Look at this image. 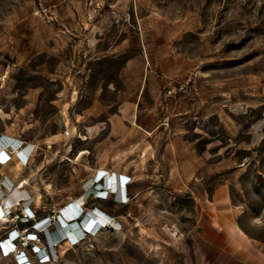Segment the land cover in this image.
<instances>
[{
  "label": "rangeland",
  "instance_id": "1",
  "mask_svg": "<svg viewBox=\"0 0 264 264\" xmlns=\"http://www.w3.org/2000/svg\"><path fill=\"white\" fill-rule=\"evenodd\" d=\"M3 133L37 145L11 180L43 166L26 187L38 218L83 194L96 168L136 180L128 204L87 202L119 230L61 256L63 241L49 264H202L197 182L209 200L225 186L237 224L264 244V0H0ZM0 264L15 261L0 252Z\"/></svg>",
  "mask_w": 264,
  "mask_h": 264
},
{
  "label": "built area",
  "instance_id": "2",
  "mask_svg": "<svg viewBox=\"0 0 264 264\" xmlns=\"http://www.w3.org/2000/svg\"><path fill=\"white\" fill-rule=\"evenodd\" d=\"M1 138L2 137H0V139ZM19 143L17 147V149H19L18 151H20L19 153H15L12 146L14 142L7 143L5 148H2L0 152V167L7 166L14 163V161L20 163L22 167L28 166L37 150V145L27 143L23 140ZM1 153H5L6 156H2ZM104 176L100 177L98 181ZM98 181L95 187L99 185L101 187V183ZM18 187H20L19 183L16 184L10 180L8 176L2 175L0 179V225L4 226L7 230L4 237L0 239V252L3 258L13 257L15 264H33L34 262L38 264H49L55 262V248L58 244L65 241L69 242L71 246H76L104 228V225L101 224L97 227L95 232H92L83 226L81 219V217H86L91 212L98 211L97 208L91 210L87 209L86 205L90 199L105 201L108 198V192L101 188L97 191L100 194L106 192L104 197L96 198V196L92 192L89 193L84 186V196H86L87 199H85L82 204L73 205V202H71L60 209L57 216L52 215L53 217L47 216L38 218L33 209L34 202L30 195H28L27 202L19 197L14 203L3 205V200L6 199L8 195H11ZM65 208L67 210L69 209L70 213H77L78 218H76L77 220L75 219V224L64 218L63 209ZM62 218H64L63 222L70 224L74 239L72 240L69 236H63L57 243H51L50 234L55 232L57 229V220L60 222L59 219L62 220ZM97 223L99 222H94L93 227H96ZM74 225H76V227H74ZM108 228L115 230V228Z\"/></svg>",
  "mask_w": 264,
  "mask_h": 264
},
{
  "label": "crops",
  "instance_id": "3",
  "mask_svg": "<svg viewBox=\"0 0 264 264\" xmlns=\"http://www.w3.org/2000/svg\"><path fill=\"white\" fill-rule=\"evenodd\" d=\"M131 130L133 133L138 132V130H142L146 133V130H143L142 127L141 129L137 128V130ZM147 132H149L150 135L152 134L150 131ZM120 147V141L113 145L112 151L114 156L115 152H120ZM118 173H121V175L125 174L127 177L131 178L132 181H136L125 172L119 171ZM191 177L185 174L183 177L179 178L182 182L190 183ZM195 181H197V179H195ZM183 191L186 190L184 189ZM190 195L192 199L198 202L199 216L202 218V223L195 227L196 234L194 236V241L198 244L196 257L199 262L202 264H264V244L258 245L254 240L249 238L237 224L236 219L240 212H237V209L232 206L230 195L225 186H219L214 191L212 199L209 200L206 191H204L202 186L197 182L191 187ZM226 199L227 202L225 203ZM219 219H224L227 222H232V224L237 225L244 232L247 240L244 241L232 235L225 223L222 221L220 222Z\"/></svg>",
  "mask_w": 264,
  "mask_h": 264
},
{
  "label": "bare ground",
  "instance_id": "4",
  "mask_svg": "<svg viewBox=\"0 0 264 264\" xmlns=\"http://www.w3.org/2000/svg\"><path fill=\"white\" fill-rule=\"evenodd\" d=\"M132 123L138 129L139 128L141 129V127H139L137 122H135L133 120ZM75 132L76 131L73 130L72 134H75ZM146 134L150 135V133L147 131H146ZM1 135H2L1 136L2 138L0 139V152H1L2 148L4 149L6 144L10 143V142H14V145H12V146L15 150V153L20 152V151H18L19 149H17V147L20 144L19 142L21 141V139L15 137L12 134H8V133H3ZM65 136L70 137V133H66ZM83 140H88V139L83 138ZM16 141H19V142H16ZM86 153H87V151L80 152L79 156L76 158V161L79 160ZM21 154H23V153H21ZM1 155L4 157L6 156L5 153H1ZM2 168H6V166H4ZM42 168H43V166L38 167V170L35 173H34V171L31 170V172L33 174H31L30 176L20 178V181H18V183L20 184V187L15 189L11 195H8V197L3 200V205L14 203L15 200L19 197H21L23 200H25V202H27L26 200L28 199L29 193L27 192L26 187L29 186V184H30L29 179L31 177H33L34 175H36ZM22 171H23L22 165L20 163L16 162V164L14 166V170L13 171L11 170L5 174L8 175V178L11 180V178L15 179V178L19 177L21 175ZM97 173H98V175L96 176ZM102 176H104V177L101 178L100 181H98V179ZM95 177H96V179H95ZM97 181L101 183V187H100V185L95 187ZM133 183H134V181H132V179L127 177L125 174L121 175V173L113 172V171H107V170L99 167V168H96L94 170V174H93L92 178L86 183L85 187H86L87 191L89 193L92 192L96 196V198L104 197L106 195V192H104V193L102 192L100 194L97 191L98 189L101 188L102 190H105L108 192V198L105 201H107L109 199V197H112V198L115 197L117 203H124L125 202L126 204H128L130 201V198L128 195V186L130 184H133ZM36 188H37L36 189L37 190L36 203H37V205H39V204H41L43 196L41 194L40 188L39 187H36ZM43 189H44V191H46V189L49 190L50 186H45V188H43ZM109 194H111L112 196ZM85 199H87V198H86V196H84V193L78 194L77 196L74 197V199H72L71 202H73V205H77V204L80 205V204H82V202H84ZM226 202H227V199H226L225 203ZM63 216L67 221H71L73 223H74V221L77 220L76 218H78L77 213H70L69 209L67 210L66 208L63 209ZM64 218H62V220L59 219L62 224L59 221H57V224H56L57 229L55 230V232L50 234V242L51 243H57V241L63 236H69L72 240L74 239L73 232L71 231L72 230L71 226L69 223L63 222ZM81 219L83 222V226L85 228H87L88 230H91L92 232H95L97 227L100 226L101 224L104 225V228L110 227V228H115L116 230H119L122 227L121 222H119L116 217H114L110 214H107L100 209H98V211H96V212H91L86 217H81ZM121 219H123V221L125 223L128 222V220L124 216ZM148 220H149V218L147 216H144L140 219V222H141L140 224L146 225ZM97 221L99 222V223H97L99 225L96 224V227L95 226L93 227V223L97 222ZM219 221L220 222L222 221L225 223L229 232L232 235L237 236L244 241L247 240L246 235L237 225L232 224V222H227L224 219H219ZM74 227H76V225H74ZM142 232H144V230H142ZM68 245H69V242H67L65 245L62 246V248L60 250L61 256L65 255V253L67 252V246Z\"/></svg>",
  "mask_w": 264,
  "mask_h": 264
}]
</instances>
